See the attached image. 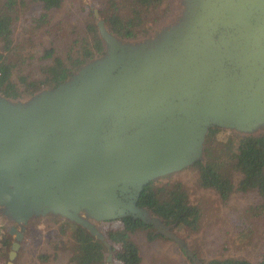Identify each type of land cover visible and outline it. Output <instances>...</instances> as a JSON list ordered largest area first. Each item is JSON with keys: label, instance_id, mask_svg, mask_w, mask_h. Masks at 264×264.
Wrapping results in <instances>:
<instances>
[{"label": "water", "instance_id": "95a60500", "mask_svg": "<svg viewBox=\"0 0 264 264\" xmlns=\"http://www.w3.org/2000/svg\"><path fill=\"white\" fill-rule=\"evenodd\" d=\"M147 36L125 39L91 9L103 54L54 88L0 93V218L14 264L29 226L48 218L112 248L98 223L152 225L193 259L161 218L137 206L151 181L204 162L210 128L264 135V0H175Z\"/></svg>", "mask_w": 264, "mask_h": 264}, {"label": "trees", "instance_id": "16d2710c", "mask_svg": "<svg viewBox=\"0 0 264 264\" xmlns=\"http://www.w3.org/2000/svg\"><path fill=\"white\" fill-rule=\"evenodd\" d=\"M63 0H0V93L15 97V86L11 80L13 71L20 63L30 61L33 56L18 57L15 45V25L20 19L28 28L39 30L47 24L52 10L60 8ZM169 0H104L95 4L109 32L125 39L147 36L161 23L170 9ZM29 4V5H28ZM37 10L31 12V6ZM84 36L76 39L64 57L57 56L53 47L45 48L39 60L40 77L29 81V76H19V83L26 88L35 84L34 91L54 88L66 81L78 68L93 58L103 54L104 46L99 38L94 17L88 5ZM17 56L18 59H14ZM204 162L197 161L187 170H194L202 188L215 190L222 200H226L236 190L242 194L254 193L259 200L258 211L264 212V135L241 136L219 127L210 128L204 142ZM239 174L237 185L232 175ZM172 174L148 183L142 190L137 206L148 209L163 223L188 232L198 229L201 210L190 202L187 191L178 182H169ZM116 224L101 229L112 248L116 264H140L141 253L131 235L138 230H147V238L163 237L155 233L152 225L132 217L118 219ZM67 232L74 242L68 264H104L108 251L106 246L90 235L82 227L62 223L59 234ZM3 245L9 248L11 237L3 234ZM54 242V241H53ZM39 259L46 258L39 255ZM203 264H252L244 258H214ZM257 264H264V249L258 254Z\"/></svg>", "mask_w": 264, "mask_h": 264}, {"label": "rangeland", "instance_id": "374dc122", "mask_svg": "<svg viewBox=\"0 0 264 264\" xmlns=\"http://www.w3.org/2000/svg\"><path fill=\"white\" fill-rule=\"evenodd\" d=\"M90 1L97 8L95 4L104 0ZM169 1L171 7L175 0ZM84 5H87V0H63L60 8L50 12L47 24L39 30L28 28L23 19L16 23L14 38L18 47L17 55L21 59L29 56L33 58L30 61L24 60L18 71H13L11 80L16 91L12 95L24 98L29 96L25 90L28 93L34 91L35 84L26 88L19 83V76H29L31 82L39 79L42 64L39 57L45 48L53 47L57 56L64 57L72 43L84 36L89 16ZM35 10L36 6L32 5L28 15ZM14 59H18L17 56ZM186 169L172 173L168 181L180 182L190 202L200 208L199 226L195 232L180 228H172L171 231H175L184 240L186 248L196 260L191 259L177 243L168 238L148 239V231L143 229L131 235L141 253L140 264H203L214 258H244L257 264L258 254L264 249V212L258 211L259 200L254 193L242 194L235 190L228 199L222 200L215 190L199 185L194 170ZM239 178V174L232 175L234 185H237ZM64 222L69 223L48 218L31 224L14 264H68L74 242L69 232L59 234V227ZM114 224L102 222L98 223V228L101 231L100 228L104 230ZM9 228L10 225L0 218V264H7L8 261L10 246L5 248L2 241L5 232L9 235ZM39 255H45L46 258L39 259ZM113 264L116 263L113 261Z\"/></svg>", "mask_w": 264, "mask_h": 264}, {"label": "flooded vegetation", "instance_id": "af4514ba", "mask_svg": "<svg viewBox=\"0 0 264 264\" xmlns=\"http://www.w3.org/2000/svg\"><path fill=\"white\" fill-rule=\"evenodd\" d=\"M176 1L171 5V7H170V9H169V12H168V14H170V15H172L175 11H177V6H176ZM167 14V15H168ZM167 18V17H166Z\"/></svg>", "mask_w": 264, "mask_h": 264}]
</instances>
